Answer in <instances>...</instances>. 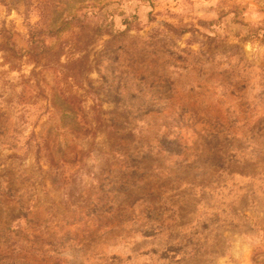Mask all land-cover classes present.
Returning a JSON list of instances; mask_svg holds the SVG:
<instances>
[{"label": "rangeland", "instance_id": "1", "mask_svg": "<svg viewBox=\"0 0 264 264\" xmlns=\"http://www.w3.org/2000/svg\"><path fill=\"white\" fill-rule=\"evenodd\" d=\"M0 264H264V0H0Z\"/></svg>", "mask_w": 264, "mask_h": 264}]
</instances>
